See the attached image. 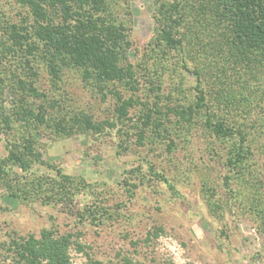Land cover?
I'll return each mask as SVG.
<instances>
[{
	"label": "rangeland",
	"instance_id": "374dc122",
	"mask_svg": "<svg viewBox=\"0 0 264 264\" xmlns=\"http://www.w3.org/2000/svg\"><path fill=\"white\" fill-rule=\"evenodd\" d=\"M114 2L127 27L128 58L141 81H147L143 69L152 65L148 53L157 34L156 0H112L113 6ZM18 12L14 0H0V22ZM180 53L169 60L177 72L170 79L167 72L164 84L172 88L170 82L182 79L189 105L195 102L197 79L182 67ZM16 65L13 57L0 55V75L4 78ZM65 80L67 84L55 91L46 70L40 73L39 88L50 96H69L67 104L72 110L84 109L103 128L100 132L62 135L45 124L30 126L44 160L72 176L78 189H68L65 201L22 200L12 196L0 180V261L12 242L53 230L74 234V264H264L263 228L255 210V198H264L262 92L252 95L257 106L248 120H243L251 131L252 155L245 174L236 175L224 157L225 144L214 139L203 124L206 111L197 115L191 131L173 122L168 126L170 132L160 136L151 128L145 132L138 129L142 124L138 120L140 104L130 108L128 118L122 120L117 96L110 90L99 94L85 87L73 72ZM146 81L135 94L152 102L154 92L149 93ZM110 88L119 90L124 98L132 95L124 86ZM14 99L12 89L0 84V113H9ZM207 100L211 110L216 100L212 96ZM234 110L227 117L237 119ZM14 126L11 131H0V159L9 154L8 141H20L28 135L22 131L25 127ZM31 171L30 176L45 174L57 179L56 171L41 163ZM97 209L100 219L87 216ZM79 212L87 219H81Z\"/></svg>",
	"mask_w": 264,
	"mask_h": 264
},
{
	"label": "trees",
	"instance_id": "16d2710c",
	"mask_svg": "<svg viewBox=\"0 0 264 264\" xmlns=\"http://www.w3.org/2000/svg\"><path fill=\"white\" fill-rule=\"evenodd\" d=\"M14 1L20 17L1 20L0 31L8 38L0 32V55L13 57L17 65L5 78L0 75V84L8 85L16 100L9 113L1 111L0 131H11L16 123L25 127L22 131L28 135L20 141H8L9 154L0 159V180L5 181L12 196L65 201L68 189H78L72 176L44 160L30 126L45 124L62 135L100 132L103 128L84 109L72 110L67 104L69 96L58 98L41 91L38 80L46 70L55 91L67 84L65 77L71 72L99 94L110 90L117 96L122 120L128 118L130 108L140 104L138 120L142 124L137 127L144 132L151 128L162 136L170 132L168 126L173 122L189 132L197 115L206 111L203 124L214 139L225 144L228 166L236 175L245 174L252 155L251 131L245 121L257 106L258 100L252 95L264 94V0H156L157 34L148 53L152 65L143 69L148 91L154 92L152 102L136 97L144 81L128 58V31L115 2L113 6L112 0ZM179 51L182 67L197 79L195 102L189 105L182 79L170 82L172 88L164 84V76L169 73L170 79L177 72V66L171 68L169 60ZM111 85L124 86L132 95L124 98L119 90L112 91ZM211 96L216 100L214 108L227 110L217 112L212 106L209 110L207 99ZM232 108L237 119L227 117ZM37 163L54 169L57 179L45 174L30 176ZM14 166L23 173L15 171ZM255 199L264 235V198ZM98 211L86 214L96 220L100 219ZM79 213L81 219H87ZM73 237L72 233L53 230H44L40 237H22L10 244L0 264H74Z\"/></svg>",
	"mask_w": 264,
	"mask_h": 264
}]
</instances>
